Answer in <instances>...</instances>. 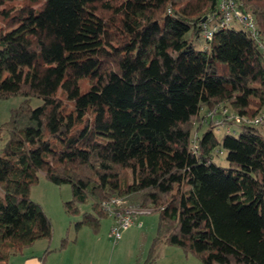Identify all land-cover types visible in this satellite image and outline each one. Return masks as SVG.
<instances>
[{
    "label": "trees",
    "instance_id": "obj_1",
    "mask_svg": "<svg viewBox=\"0 0 264 264\" xmlns=\"http://www.w3.org/2000/svg\"><path fill=\"white\" fill-rule=\"evenodd\" d=\"M234 2L256 39L204 40L219 0H0V99L23 98L0 125V264L51 239L29 198L40 174L70 186L66 213L89 205L76 230L112 198L157 212L146 264L165 246L264 264V0Z\"/></svg>",
    "mask_w": 264,
    "mask_h": 264
},
{
    "label": "rangeland",
    "instance_id": "obj_2",
    "mask_svg": "<svg viewBox=\"0 0 264 264\" xmlns=\"http://www.w3.org/2000/svg\"><path fill=\"white\" fill-rule=\"evenodd\" d=\"M231 27L236 30L241 29L239 24H232ZM203 44L202 39L195 41L197 49H201ZM22 100L23 98L20 96L0 99V125L8 121L10 111L18 107ZM40 104V100L31 98L30 106L32 108ZM222 111L225 116L231 114L228 109ZM213 120L214 125H217L216 127L219 129L217 131L215 129L214 133L217 138H220L223 132L228 129V125L222 126L224 121L215 118ZM2 144L3 141L0 140V148ZM214 160L217 164L226 166L225 155L218 156ZM29 198L41 207L51 222L52 235L48 243L49 249H58L65 244L67 250L78 252V257H72L70 262L67 257L66 264H146L151 255V253L148 254L150 247L148 239L151 233H154L158 218L157 212L136 216V219L133 220L134 223L122 232L120 240L115 243L110 236L112 219L108 216L100 219L95 232L86 226L76 230L75 224L80 221L81 213L90 212V207L88 204L79 206L80 215L65 212L64 203L71 200L69 185H55L40 174L38 182L30 189ZM138 222L142 223L143 229L142 227L138 228ZM146 235H148L147 240ZM74 242H77L76 247H73L75 246ZM155 254L154 264H202L194 255L186 254L181 249L172 246L158 249ZM47 264H51V261H48Z\"/></svg>",
    "mask_w": 264,
    "mask_h": 264
},
{
    "label": "built area",
    "instance_id": "obj_3",
    "mask_svg": "<svg viewBox=\"0 0 264 264\" xmlns=\"http://www.w3.org/2000/svg\"><path fill=\"white\" fill-rule=\"evenodd\" d=\"M219 11L221 13V22L204 25L202 36L204 40H211L215 31L232 26L233 23L239 24L251 38L258 37L257 27L254 23L253 17L250 14H244L240 10L234 0H219ZM232 114L227 118H233ZM236 123L238 119L233 118ZM254 125L264 126V110L260 111L252 120ZM223 126V125H222ZM103 209L108 217L112 219L110 227V236L116 243L120 240L122 232L128 229L136 216L149 215L151 210L131 208L120 198H112L111 200L102 204ZM138 228L142 227V223H137Z\"/></svg>",
    "mask_w": 264,
    "mask_h": 264
},
{
    "label": "crops",
    "instance_id": "obj_4",
    "mask_svg": "<svg viewBox=\"0 0 264 264\" xmlns=\"http://www.w3.org/2000/svg\"><path fill=\"white\" fill-rule=\"evenodd\" d=\"M157 222V221H156ZM156 226V225H155ZM144 226L142 227V229ZM150 230L148 231V233ZM155 232V229H154ZM147 234V233H145ZM154 236V233L149 237V246L151 244V240ZM148 235H146V240ZM49 241L50 240H39L33 244L32 247L25 249L21 255L12 257L9 260L8 264H47L48 261H51V264H66L67 257H69V261H71L72 257H78V252L75 250H67V246L58 249H49ZM77 242H74L73 247H76ZM72 249V248H69ZM68 251L70 253L68 254ZM144 254V252H143ZM70 255V256H69ZM70 264V263H69Z\"/></svg>",
    "mask_w": 264,
    "mask_h": 264
}]
</instances>
